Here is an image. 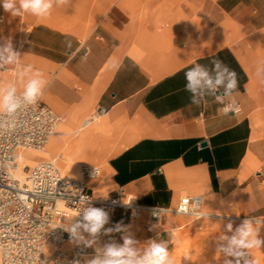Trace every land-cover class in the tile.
<instances>
[{
    "label": "crops",
    "instance_id": "0c3cea01",
    "mask_svg": "<svg viewBox=\"0 0 264 264\" xmlns=\"http://www.w3.org/2000/svg\"><path fill=\"white\" fill-rule=\"evenodd\" d=\"M92 2L68 0L71 10L55 6L35 21L0 7V45L11 41L21 68L42 73L40 99L61 117L45 147L55 159L35 163L51 160L61 172L60 161L100 163V175L86 180L94 196L122 190L137 205L170 210L158 222L144 211L124 219L117 209L113 221L142 223L148 238L170 240L178 264L176 233L190 245L189 264H224L217 246L226 223L257 219L264 237V77L256 75L264 62V0ZM21 23L28 24L22 36ZM213 59L237 73L238 113L222 115L212 95L199 107L191 103L185 72L200 64L214 76ZM10 84L23 91L16 65L0 67V87ZM184 195H200L201 211L217 216L174 213ZM124 235L107 234L95 246L122 243ZM248 258L264 264V248Z\"/></svg>",
    "mask_w": 264,
    "mask_h": 264
},
{
    "label": "built area",
    "instance_id": "2783aa9c",
    "mask_svg": "<svg viewBox=\"0 0 264 264\" xmlns=\"http://www.w3.org/2000/svg\"><path fill=\"white\" fill-rule=\"evenodd\" d=\"M60 121L61 117L41 99L12 114L0 112V264H76L77 261L86 264L96 254L97 247L77 244L63 227L53 228L79 219L74 216L82 207L78 203L81 196L90 197L92 206L109 213L110 221L105 228L119 223L113 221L117 209L129 217L144 211L153 221H161L170 212L166 208L167 211L160 212V207L137 205L132 197L122 198V190L107 197L94 196L86 180L100 175L101 169L96 165L81 166V178L72 179L64 177L53 161L45 160L28 167L23 180L17 179L14 172L19 153L28 148L43 149ZM194 201L201 211L200 195L180 197L172 211L196 218L191 212L179 211L185 202L191 206ZM153 210L158 215H153ZM84 235L90 238L87 233ZM104 240L105 235L101 234L97 243Z\"/></svg>",
    "mask_w": 264,
    "mask_h": 264
},
{
    "label": "clouds",
    "instance_id": "9594fccd",
    "mask_svg": "<svg viewBox=\"0 0 264 264\" xmlns=\"http://www.w3.org/2000/svg\"><path fill=\"white\" fill-rule=\"evenodd\" d=\"M67 2L68 0H0V7L4 12L16 17L31 14L37 18H46L51 15L55 6H62ZM80 45L83 47L84 41H81ZM67 46L71 47L70 41L67 42ZM19 60V53L14 50L11 41L0 45V67L16 65L17 76L23 86V91L19 95L14 84L6 88L0 87V112L12 114L22 106L36 104L46 86L47 81L42 78L39 70H33L31 65L21 68ZM211 64L214 66V76L200 64H195L185 72L187 81L185 90L192 93L191 103L199 107L205 95H212L215 97V102L223 105L219 110L222 115L227 116L230 113L240 112L233 96L238 86L237 73L220 59L211 60ZM256 75L264 77V62L257 67ZM220 88H223V93L217 95ZM230 97L232 98L230 102L225 103ZM90 199V197H80L78 203L82 204V207L74 216L79 217L78 220H74L67 226L60 224L53 228L63 227L70 234L72 241L77 244L83 243L88 247H93L101 234L128 231L130 226H125L123 221L113 227L105 228L110 221L109 213L103 208L92 206ZM186 204L187 202L181 206L180 212H191L196 218L204 216V213L198 210L199 205L196 201L191 206H186ZM159 209L160 212L167 211L162 207ZM153 215H158L156 210H153ZM253 221L254 218H245L235 228L232 222L224 225L225 231L218 237L217 246V251L225 257L224 264H258V261L248 258L252 250L264 248V237L260 235L258 227L260 221L257 219L255 223ZM84 233H87L90 238L86 239ZM226 233H231V235ZM122 241V243L110 241L102 248H97L96 255L87 260L86 264H174L169 251L170 240L153 239L139 246L138 241L128 234L122 237ZM185 258L188 259V257ZM76 264H79V261Z\"/></svg>",
    "mask_w": 264,
    "mask_h": 264
},
{
    "label": "rangeland",
    "instance_id": "374dc122",
    "mask_svg": "<svg viewBox=\"0 0 264 264\" xmlns=\"http://www.w3.org/2000/svg\"><path fill=\"white\" fill-rule=\"evenodd\" d=\"M91 1H93L92 3L94 4V5H96L97 3H98V1L99 0H91ZM59 7H62L61 9L63 10V11H68V10H71V7H72V4L70 3L69 5L68 4H64V5H62V6H59ZM11 15V14H10ZM30 17L32 18V20H37V17H35V16H33V15H31L30 14ZM27 26H28V24L27 23H21V24H19V29H18V34L20 35V36H22V34H24L25 32H26V29H27ZM94 115H96L97 116V114H94ZM90 118H92V117H90ZM59 128H60V130H61V127H62V125H60V126H58ZM58 127H57V130H58ZM68 132H71V131H68ZM77 132H82V131H77ZM52 138H54V136L52 137ZM51 138V139H52ZM51 139H50V141H51ZM49 143V142H48ZM85 150L87 151L86 152V154H88L89 152L91 153V151H89L88 149H86L85 148ZM102 156L103 155H98V159L99 158H102ZM46 159H51V160H54L55 159V156H49V157H45ZM62 158H64V157H62ZM96 158V157H95ZM95 158H93V159H95ZM65 160H68L69 158H64ZM63 162H65V161H60L59 162V165H60V167H61V169H62V171H63V165L64 164H69V162L68 163H64L63 164ZM85 163H88V162H81L80 164L78 163V164H75V165H77L78 166V168L77 167H75L74 165H72L73 166V168H72V170L70 171V173H69V175L67 176V175H65V176H67V177H73V178H78V177H80L79 176V170L81 169V166H83V164H85ZM89 163H93V162H89ZM94 164H97L99 167H101L102 165L100 164V163H94ZM26 168L24 169V171L26 172ZM64 175V174H63ZM138 215V214H137ZM137 215H135V216H133V217H129L128 215H125V216H123L122 214H120V216L122 217V218H132V219H135L136 217H137ZM134 221V220H133ZM159 222V221H158ZM142 227H146L145 225H142V223H135V222H133L132 223V225L130 226V228L128 229V231L127 232H125V235H128V234H130V235H132L133 237H134V239L136 240V241H138V244H139V246H143L146 242H148L149 240H153V239H151V238H148L147 237V235H146V233H145V230H143L142 229ZM161 228V227H160ZM179 231V230H178ZM201 232V230H199V233ZM183 234V233H182ZM178 236H177V233H176V236H175V238H174V243H173V249H172V252H173V255H174V257H179V256H181L182 258H181V264H189V263H193V260L191 259H187V258H185V257H187V255H188V252H189V247H190V245H188V243H184V242H179V239L177 238ZM118 242H119V240H118ZM171 246H172V243H170L169 244V251L171 252ZM96 254H94L93 256H95ZM93 256H90L89 257V259H91V258H93ZM174 264H178V261H174Z\"/></svg>",
    "mask_w": 264,
    "mask_h": 264
},
{
    "label": "bare ground",
    "instance_id": "6f19581e",
    "mask_svg": "<svg viewBox=\"0 0 264 264\" xmlns=\"http://www.w3.org/2000/svg\"><path fill=\"white\" fill-rule=\"evenodd\" d=\"M89 119L83 121L81 123V127H85L88 123ZM58 127V126H57ZM59 132H63V131H59ZM67 132V131H66ZM51 137H53L52 135L49 137L48 141H47V144L49 142V140L51 139ZM52 141V140H51ZM46 144V145H47ZM45 145V147H46ZM44 147V148H45ZM32 149V148H28V149H25L23 151H21L19 153V159H18V167L17 169L15 170L14 172V176L17 178V179H20V180H23L26 176V172L22 169V167L24 165H32L33 163H35L37 161V158H45V157H49L50 156V149ZM50 148V147H49ZM64 163H68V162H63ZM73 164L69 163V164H64L63 165V171L62 173L64 175H69L70 171L72 170ZM66 176V177H67ZM79 176L78 178H73V177H69V178H72V179H80L81 178V170H79ZM207 215V216H212V217H216L217 215L216 214H211V213H204V216ZM223 218H231V217H228V216H224ZM69 245V243H68ZM95 246V245H94ZM93 256V255H91ZM94 257V256H93Z\"/></svg>",
    "mask_w": 264,
    "mask_h": 264
},
{
    "label": "water",
    "instance_id": "95a60500",
    "mask_svg": "<svg viewBox=\"0 0 264 264\" xmlns=\"http://www.w3.org/2000/svg\"><path fill=\"white\" fill-rule=\"evenodd\" d=\"M205 143L203 142L202 145H204Z\"/></svg>",
    "mask_w": 264,
    "mask_h": 264
}]
</instances>
